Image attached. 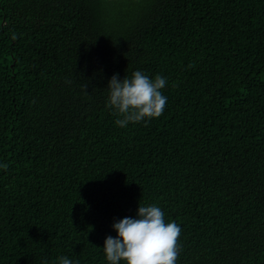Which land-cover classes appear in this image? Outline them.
Returning a JSON list of instances; mask_svg holds the SVG:
<instances>
[{
	"label": "trees",
	"instance_id": "obj_1",
	"mask_svg": "<svg viewBox=\"0 0 264 264\" xmlns=\"http://www.w3.org/2000/svg\"><path fill=\"white\" fill-rule=\"evenodd\" d=\"M136 70L167 103L120 127ZM138 204L177 264H264V0H0V264H108Z\"/></svg>",
	"mask_w": 264,
	"mask_h": 264
},
{
	"label": "clouds",
	"instance_id": "obj_2",
	"mask_svg": "<svg viewBox=\"0 0 264 264\" xmlns=\"http://www.w3.org/2000/svg\"><path fill=\"white\" fill-rule=\"evenodd\" d=\"M71 83V81H66ZM167 79L160 74L149 77L140 70L131 76L109 79L105 107L116 117L114 123L125 127L158 118L163 114L167 97L162 93ZM85 89V84L82 85ZM6 167V166H5ZM116 237L107 236L103 253L108 264H177L182 251L181 228L175 221L165 220V213L155 204H138L136 218L124 217L112 224ZM59 264H73L66 256Z\"/></svg>",
	"mask_w": 264,
	"mask_h": 264
},
{
	"label": "bare ground",
	"instance_id": "obj_3",
	"mask_svg": "<svg viewBox=\"0 0 264 264\" xmlns=\"http://www.w3.org/2000/svg\"><path fill=\"white\" fill-rule=\"evenodd\" d=\"M252 207H253V205H252ZM257 207V206H256ZM254 209H256V208H254ZM259 209V208H258ZM258 209H257V211H258ZM256 211V210H255ZM263 213V212H262ZM262 216V215H261ZM259 217H260V215H259ZM234 241V240H233ZM251 251V250H250ZM253 252V251H252ZM253 255V254H252Z\"/></svg>",
	"mask_w": 264,
	"mask_h": 264
}]
</instances>
